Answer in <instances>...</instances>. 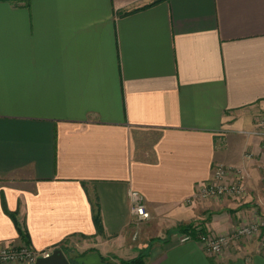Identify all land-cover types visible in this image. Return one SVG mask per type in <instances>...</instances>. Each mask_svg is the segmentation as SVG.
<instances>
[{"label":"crops","instance_id":"obj_1","mask_svg":"<svg viewBox=\"0 0 264 264\" xmlns=\"http://www.w3.org/2000/svg\"><path fill=\"white\" fill-rule=\"evenodd\" d=\"M154 1L0 0V246L23 232L76 264L140 250L145 264H264L253 241L209 256L172 235L264 211L262 163L244 158L264 111V0ZM216 165L243 168L249 195L186 203Z\"/></svg>","mask_w":264,"mask_h":264},{"label":"built area","instance_id":"obj_2","mask_svg":"<svg viewBox=\"0 0 264 264\" xmlns=\"http://www.w3.org/2000/svg\"><path fill=\"white\" fill-rule=\"evenodd\" d=\"M251 134L260 141L262 148V159L264 162V111L257 114ZM246 160L254 159L252 152H245ZM264 168V163H263ZM233 174V177H231ZM233 178V179H232ZM247 172L240 167L216 165L208 181L200 185L194 196L186 203L196 198H233L245 199L248 194ZM264 184V177L262 178ZM130 212L135 222H142L150 218L143 195L136 190H129ZM136 237V234H134ZM178 242H198L209 256L223 255L233 243L240 240L253 241L257 250L264 255V214L255 212L251 219L246 220L243 225H236L225 234H215L209 229H195L194 233L182 232L176 235ZM51 252L36 253L27 244L20 246H0V264L22 263L34 264L40 256H48Z\"/></svg>","mask_w":264,"mask_h":264},{"label":"trees","instance_id":"obj_3","mask_svg":"<svg viewBox=\"0 0 264 264\" xmlns=\"http://www.w3.org/2000/svg\"><path fill=\"white\" fill-rule=\"evenodd\" d=\"M159 1L160 0H155L153 3H157ZM153 3H151V4H153ZM151 4H149V5H151ZM149 5H146L144 7H147ZM93 218H94V224H95L96 230L98 232H102L100 215H99V212H98L97 209L95 210ZM198 227H200V230H205V227L202 224H197V225L189 224V225L180 227L179 229H177V231L194 233L195 229L198 228ZM21 235H22V239L26 243L27 240L25 238V234L23 232H21ZM145 258H146V252L145 251H140L135 258L130 259V260H125V261L123 260V261H120V263L121 264H145ZM69 261H70V264H76L75 262H73L71 260H69Z\"/></svg>","mask_w":264,"mask_h":264},{"label":"rangeland","instance_id":"obj_4","mask_svg":"<svg viewBox=\"0 0 264 264\" xmlns=\"http://www.w3.org/2000/svg\"><path fill=\"white\" fill-rule=\"evenodd\" d=\"M261 112H263V111H259V112H257L258 114L259 113H261ZM256 118V116H254V119ZM262 148H261V145H260V141H259V149H258V151H257V154L255 155V157H254V160H255V162H256V164L257 163H259V165L262 163V166H260L259 168H256L257 169V172H258V176H257V178H258V181H257V183L255 184V186H257L258 188H261L260 190H261V192H264V184H263V181H262V178L264 177V168H263V161L261 162V159H262ZM251 160H253V159H251ZM250 178H252V177H250ZM233 179V178H232ZM249 194H247V196H248ZM246 196V197H247ZM228 199H233V198H228ZM199 200H205V199H201V198H196V199H193L192 201H190V202H188V203H193L194 201H199ZM233 200H235V201H239V202H241V201H243L242 199H233ZM262 205H264V204H262ZM261 207H259V213L258 214H261V213H264V211H262V209H260ZM260 211H262V212H260ZM253 217V216H252ZM144 221H142V222H137L138 224H141V223H143ZM244 222L245 221H243L242 219H239L238 220V224L237 225H243L244 224ZM189 224H195V225H197V224H200L199 222H191V223H188V224H180L177 228H176V231L172 234V235H174L175 236V238H176V235L177 234H180V233H182L181 231H177V229H179L180 227H183V226H186V225H189ZM140 251H144V250H140ZM139 251V252H140ZM138 252V253H139Z\"/></svg>","mask_w":264,"mask_h":264},{"label":"water","instance_id":"obj_5","mask_svg":"<svg viewBox=\"0 0 264 264\" xmlns=\"http://www.w3.org/2000/svg\"><path fill=\"white\" fill-rule=\"evenodd\" d=\"M34 264H70V261L62 249L56 248L48 256L38 257Z\"/></svg>","mask_w":264,"mask_h":264}]
</instances>
